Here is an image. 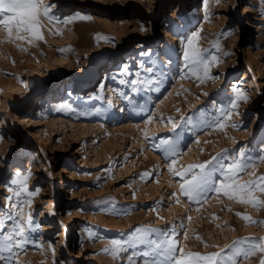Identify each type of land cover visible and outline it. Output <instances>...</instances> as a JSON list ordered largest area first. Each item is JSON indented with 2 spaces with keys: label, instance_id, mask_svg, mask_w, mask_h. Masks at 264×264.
<instances>
[{
  "label": "rangeland",
  "instance_id": "obj_1",
  "mask_svg": "<svg viewBox=\"0 0 264 264\" xmlns=\"http://www.w3.org/2000/svg\"><path fill=\"white\" fill-rule=\"evenodd\" d=\"M44 3L58 19H91L59 25L60 35L42 20L45 39L35 44L0 28V209L15 173L30 171L29 187L39 189L24 211L40 226L32 238L42 247L26 245L19 264H127V254L103 250L111 238L134 239L137 228L171 226L180 246L201 253L264 238V207L212 192L189 200L155 147L161 139L176 145L177 171L244 149L256 175L241 173L240 182L264 175V0ZM192 33L203 49L219 48L216 79L200 82L185 68ZM236 88L247 101L223 129L207 127ZM16 164L23 170L14 172ZM238 259L260 264L264 252Z\"/></svg>",
  "mask_w": 264,
  "mask_h": 264
},
{
  "label": "snow or ice",
  "instance_id": "obj_2",
  "mask_svg": "<svg viewBox=\"0 0 264 264\" xmlns=\"http://www.w3.org/2000/svg\"><path fill=\"white\" fill-rule=\"evenodd\" d=\"M204 4L207 7L208 0H204ZM53 7L52 4L44 3V0H0V28L6 30L9 39H12L15 34V40H26L29 44H35L45 39L42 32L44 27L42 20L56 25V34L60 35L62 32L59 25H66L74 19H91L90 16H78L61 20L53 14ZM260 11L264 15V8ZM199 40V33H192L186 37L183 51L185 68L189 70L190 77L200 82L205 79H216L217 77L211 75V68L220 63L217 54L219 48L216 47L215 53L210 49H203L199 46ZM148 71L151 72V69ZM121 83L127 82L121 81ZM130 83L135 85L137 81ZM247 99L243 90L234 89V96L228 97V104L220 106L214 114V119L206 126L223 129L226 126L223 121L230 120L232 111L237 109L238 103L246 102ZM155 147L163 149V152L168 155L170 159L168 170L173 176L181 178L179 193L189 200L199 203L203 197L206 201L207 193L212 192L217 195L223 194L229 200L251 205L254 208L264 207V199L256 195L264 194V175L244 183L240 182L241 173L256 175L255 165L245 158L244 149L234 156L219 158L213 156L209 161L188 165L182 171H177L175 169L177 161L173 158L179 155L176 145L170 139H161ZM261 160H264V157H261ZM32 175L30 171L26 174L17 172L6 185L10 195L6 198L8 206L0 209V264H19L18 257L26 251L25 246L28 244H33L37 248L42 247L35 244L32 238V233L40 226L34 222L31 211L27 213L24 211L25 206L31 208L33 198L39 193V189L29 187L28 182ZM179 202L177 198L176 203ZM237 215L249 223H257L250 216L240 213ZM158 218L163 219L159 216ZM188 220L191 221V217H188ZM133 235L134 239L111 238L109 247H106L103 252L112 255L113 258L127 254V264H137L138 261L139 264H239L238 258L246 260L257 252H264V238L257 240L254 237H247L243 241H234L231 245H225L219 251L201 253L186 251L180 246L177 239L179 233L171 226L167 230L137 228ZM184 238L187 239L186 233ZM196 239L199 240L200 237L197 236ZM208 246L205 243V247ZM260 264H264V259L260 260Z\"/></svg>",
  "mask_w": 264,
  "mask_h": 264
},
{
  "label": "bare ground",
  "instance_id": "obj_3",
  "mask_svg": "<svg viewBox=\"0 0 264 264\" xmlns=\"http://www.w3.org/2000/svg\"><path fill=\"white\" fill-rule=\"evenodd\" d=\"M233 83H234V85H235V83H237V81H233ZM238 84V83H237ZM68 92H70V91H68ZM49 96L50 95H48V99H49ZM41 99V101L43 102V101H45V97H41L40 98ZM26 122L24 121V117H22V116H19L18 117V126H21V125H23V124H25ZM21 128V127H20ZM20 163H22V162H20ZM32 164V162L31 163H29V165H31ZM28 165V166H29ZM21 166L20 165H18V164H16L15 165V169H14V172H16V171H18V170H21L22 168H20ZM23 170V169H22ZM28 171H26L24 174H26Z\"/></svg>",
  "mask_w": 264,
  "mask_h": 264
}]
</instances>
